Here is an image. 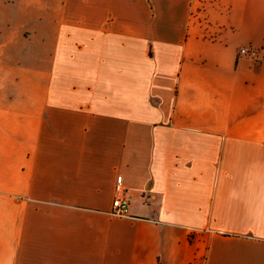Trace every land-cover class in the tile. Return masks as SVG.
<instances>
[{"label":"crops","instance_id":"1","mask_svg":"<svg viewBox=\"0 0 264 264\" xmlns=\"http://www.w3.org/2000/svg\"><path fill=\"white\" fill-rule=\"evenodd\" d=\"M197 262L264 264V0H0V264Z\"/></svg>","mask_w":264,"mask_h":264},{"label":"built area","instance_id":"2","mask_svg":"<svg viewBox=\"0 0 264 264\" xmlns=\"http://www.w3.org/2000/svg\"><path fill=\"white\" fill-rule=\"evenodd\" d=\"M210 33V37H215V34H212L211 31L207 30ZM208 33V34H209ZM238 57H247L253 60L254 62H259L262 59L261 50L253 46H242L239 48ZM116 196L113 202V214L116 215H125L126 209L129 205V199L124 188L123 176L119 175L116 179L115 185ZM195 264H201L197 262Z\"/></svg>","mask_w":264,"mask_h":264}]
</instances>
